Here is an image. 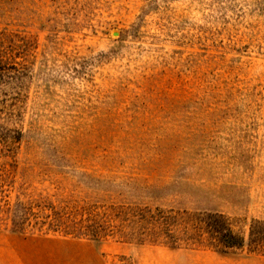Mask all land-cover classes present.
<instances>
[{
  "label": "rangeland",
  "instance_id": "rangeland-1",
  "mask_svg": "<svg viewBox=\"0 0 264 264\" xmlns=\"http://www.w3.org/2000/svg\"><path fill=\"white\" fill-rule=\"evenodd\" d=\"M119 208L264 220V0H0V264H264Z\"/></svg>",
  "mask_w": 264,
  "mask_h": 264
},
{
  "label": "trees",
  "instance_id": "trees-1",
  "mask_svg": "<svg viewBox=\"0 0 264 264\" xmlns=\"http://www.w3.org/2000/svg\"><path fill=\"white\" fill-rule=\"evenodd\" d=\"M106 217L98 212H89L76 222L79 228L98 236L103 225L115 222V227L128 229L130 233L161 240L170 247L202 245L226 253L246 244L251 249L264 248V220L253 219L249 226L247 239L235 233L228 218L220 212L179 213L171 210L140 209L130 213L123 208ZM18 231V230H14Z\"/></svg>",
  "mask_w": 264,
  "mask_h": 264
}]
</instances>
